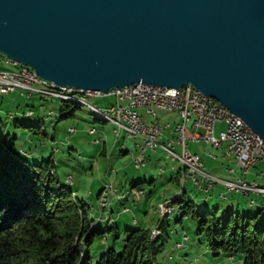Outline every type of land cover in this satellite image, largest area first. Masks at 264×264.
I'll return each mask as SVG.
<instances>
[{"label": "water", "instance_id": "1", "mask_svg": "<svg viewBox=\"0 0 264 264\" xmlns=\"http://www.w3.org/2000/svg\"><path fill=\"white\" fill-rule=\"evenodd\" d=\"M0 54L84 92L193 84L264 141V0H0Z\"/></svg>", "mask_w": 264, "mask_h": 264}, {"label": "rangeland", "instance_id": "2", "mask_svg": "<svg viewBox=\"0 0 264 264\" xmlns=\"http://www.w3.org/2000/svg\"><path fill=\"white\" fill-rule=\"evenodd\" d=\"M12 67L9 63H0V68L12 69ZM40 94L48 98L36 93L28 94V91L20 88L5 91L0 86V137L9 135L14 138L15 153L30 160L41 161L53 158L56 163L55 170L61 180L78 191V195L89 203L91 215L105 230L104 234L95 237L90 247L93 263L110 247H115L118 252L122 251L127 228L143 225L153 231V236L159 235L161 231L158 223L169 214V225L165 223L163 227V231L169 236H166L167 242L164 249L155 257L158 264H243V256L240 254L234 256L225 253L214 254L207 241L197 234V222L192 216L188 215L182 221H177V217H180L181 203H172V209L173 206L175 208L173 212H170L167 206L163 207L165 203L159 207L158 203L165 200L162 192L164 193L167 184L172 182L177 191L176 194L180 192L181 195L184 186L187 189L190 188L185 194H193L199 198L207 194V198L211 197L207 205L211 208L218 206L221 213L224 208L233 205L242 213L254 214L261 208L259 202L263 197L260 192V194L251 192L252 196L245 195L244 191L227 189L220 181H217L215 187H207V191H203L201 187L204 184H195L191 178L188 180L180 178L179 183L176 184L170 179L171 168L172 165L179 168L180 161L161 147L156 151L147 150L146 163L142 167H136L134 153H138L135 144L137 139L128 137L124 131L117 135L116 125L103 119L91 107L106 109L108 106L115 105L116 99L113 95H86L87 104L75 107L73 115L60 117L62 101L53 95ZM29 111L33 113L28 114ZM23 123L41 126L27 127L22 125ZM71 127L77 128V131L70 132ZM92 128L98 132L90 134L89 130ZM100 137L102 142L95 143L94 140ZM138 138L141 140L140 137ZM189 147L191 150L202 152L206 145L204 146L203 142H189ZM206 149L207 156L202 158L206 171L219 179H230L225 172L227 168L225 163L210 156L211 153H217L216 149L210 144H207ZM162 169H165L164 173ZM151 177L154 178L153 182ZM197 177L202 180L200 173ZM122 179L127 182L129 191L133 189L127 193L128 199L121 202L118 197L111 196L106 198L107 205L109 202L110 205L104 208L102 203L109 184L112 182L116 186ZM133 180L138 182L136 186H131ZM221 189L226 195L225 198L218 196ZM141 190L145 195L141 193L139 195ZM252 197L256 200L255 204L251 203ZM172 198L174 196L170 197L171 201ZM124 206L128 207L129 211H123ZM112 209L115 214H111ZM145 209L149 210L148 214ZM110 214L111 219L105 220L104 217ZM112 215H115V218L118 217L117 222L113 220ZM135 220L140 225H135ZM117 232L119 236L116 237ZM179 241L183 242L182 247L177 246Z\"/></svg>", "mask_w": 264, "mask_h": 264}, {"label": "trees", "instance_id": "3", "mask_svg": "<svg viewBox=\"0 0 264 264\" xmlns=\"http://www.w3.org/2000/svg\"><path fill=\"white\" fill-rule=\"evenodd\" d=\"M3 57L0 54V63L13 67L0 70L18 68ZM32 93L39 94H28ZM80 96L85 100V94L73 97ZM75 98H57L62 101L60 117L73 115L75 107L83 105ZM15 145L11 136L0 137V264H158L155 257L167 242L168 234L163 227L165 223L169 225V214L158 223L159 235L153 236L152 230L141 226L127 228L122 251L110 247L93 263L90 247L105 230L91 215L89 203L61 180L53 158L30 160L15 153ZM261 196V208L254 214L242 213L233 205L221 213L218 206L199 205L182 195L165 202L163 207L172 212V203H181L177 221L188 215L195 218L197 234L207 241L214 254H240L243 264H264V196ZM251 203L256 200L251 198ZM104 218L110 219L111 214ZM180 243L183 242L177 243L178 247Z\"/></svg>", "mask_w": 264, "mask_h": 264}, {"label": "built area", "instance_id": "4", "mask_svg": "<svg viewBox=\"0 0 264 264\" xmlns=\"http://www.w3.org/2000/svg\"><path fill=\"white\" fill-rule=\"evenodd\" d=\"M4 60L17 64L15 70H0V86L5 91H12L16 88L24 89L40 94L42 78L36 73H31V67L3 57ZM72 87L59 86L61 89ZM100 96L113 95L117 98V103L106 107V111H111L116 119L117 132L125 130L129 136L140 137L142 149L156 150L161 148H171L172 156H179L185 162V180L191 178L199 182L197 174L203 175L209 183V187H214L217 181H221L229 190H240L244 192L255 191L239 182L221 180L205 170L198 153L192 152L187 144L186 130L188 124L193 129L192 140L205 141L213 147H220L223 142H228V152L233 153L240 168L248 173L258 164L264 165V141L256 131L252 129L241 116L232 112L218 99L209 96L198 89L193 84H186L181 88L153 85L143 82L133 83L124 87H117L110 92L94 91ZM138 106L148 109L154 118H157L158 110L176 111L180 114V121L175 123L170 131L174 133V138L162 142V126L156 121L146 122L144 117L137 110ZM226 122V128L217 135L215 133L216 123ZM71 131L75 128L71 127ZM95 128L90 129V133H95ZM99 142V138L94 140ZM174 143L182 145L183 152L179 155L174 150ZM135 164L140 167L144 164V157L140 155L135 158ZM264 179V168L258 174ZM106 192L103 207H107L106 198L115 195ZM143 193V191H141ZM169 210V209H168ZM183 244V243H182ZM181 243L179 247L183 246Z\"/></svg>", "mask_w": 264, "mask_h": 264}, {"label": "crops", "instance_id": "5", "mask_svg": "<svg viewBox=\"0 0 264 264\" xmlns=\"http://www.w3.org/2000/svg\"><path fill=\"white\" fill-rule=\"evenodd\" d=\"M115 99H116V103H117L118 102L117 101V98L115 97ZM137 110L144 117V120L146 122L156 121L157 123H159L162 126V130H163L162 142H166L168 139L174 138V133L172 131H170V128L173 127L175 125V123H177L178 121H180V114L178 112H176V111L158 110L157 118H154L151 115V113L148 111V109L146 107H144V106H138L137 107ZM73 128H75V127H73ZM225 128H226V122L225 121H219V122L216 123L215 133L218 135L220 133V131L223 130V129H225ZM69 131L72 132V133H75L77 131V128H75V131H71V130H69ZM121 131H124L126 133V135H128L127 132L125 130H123V129L120 130L119 132H117V129L115 127V132H116L117 135H120ZM96 132H98V131H96ZM89 133H90V130H89ZM95 133H93V134H95ZM90 134H92V133H90ZM192 135H193V129L191 127V124H188L187 130H186V136L188 138V140H187L188 147H189V142H194V143H202L203 142L204 143V146L206 145V147H207V144L208 143H206L205 141H194V140H192L191 139L192 138ZM128 137H131V136L128 135ZM131 138H133V136ZM134 138L137 139L135 141V144H136V147L138 149V153H134V162H135V158L136 157H138L140 155H143V157H144V164H145L146 163V158H145L146 155H145V152L147 150H149V149L143 150L142 149V140H139L138 137H134ZM99 139H102V138L100 137ZM101 142L102 141L95 142V143L100 144ZM206 147H205V149L202 152H199L197 150H191L190 147H189V149L192 152L198 153L200 155L201 161H202V158L204 156H207V151H206L207 149H206ZM213 148L216 149L217 153H211L210 156L213 157V159L222 160L225 163L226 167H227V168H225V172L228 174V176L230 177V179H225V180L234 181V182H239L240 180H242V184L247 183V184H251L252 185L254 183H257L258 186H263L264 187V179L261 178L258 175L259 172L263 169V165L262 164H259V165L255 166V167H253L248 173H246L243 170L241 171V168H240V166H239V164L237 162V159L235 158V155L233 153H229L228 152V142L227 141L223 142V144L220 147H218V148L213 147ZM156 150H153V151H156ZM163 150L166 151V152H168L166 148H164ZM174 150L179 155H181L182 152H183V147H182V145H180L178 143H174ZM125 151L128 152L129 149H125ZM104 152H105V149L103 148V153ZM168 153L171 154L170 152H168ZM173 157H175L176 159H178L180 161V167L178 168L177 166L172 165V168H171L172 174H171L170 179H171V181L173 180V181H175L176 184H178L179 181H180V178H183L184 168H183V163H182L181 157H179V156H173ZM202 163H203V161H202ZM144 164L142 166H144ZM203 165H204V163H203ZM142 166H140V167H142ZM162 172L164 173L165 172V169H162ZM242 173H244V175H246V176L242 175ZM151 179H152L151 182H153L154 181V178L151 177ZM188 179H190V178H187L186 180H188ZM119 182H118V185H116V186H114V184L111 182L112 185H113V187H114V189L116 191H115V195H110V197L111 196H116V197H118V199L121 202H123L124 200L128 199V194L127 193L128 192H131L133 189H130V191L128 190V188H127V182L124 179H122ZM193 182L195 184H199V185H201V183H203L204 186H206V188H204V186L201 187V189L203 191H207V187H209V183L204 179L203 175H202V180L199 179V182L198 183L195 182V181H193ZM136 184H138V182L137 183H134V184L131 183V186H136ZM207 184H208V186H207ZM222 184L225 186V184L223 182H222ZM223 189H221L219 191V193H218V196L220 198H225V196H226L225 193H224V191H223ZM188 190H190V188L187 189L184 186V190H183L184 193H187ZM141 191H143V190H141ZM141 191H139V195H140ZM75 192L78 195V191H75ZM251 192H253V193H259V191H250V193ZM176 193H177V191H176L175 186L173 185V183L172 182L168 183L167 184L166 191L164 193L162 192V197H164L165 200L160 201L158 203V207L161 206L163 203H165L167 201H171L170 197L174 196V198H175V197H177V196L180 195V192H179V194H176ZM244 193H245V195H251L252 196V194H250V193L249 194L246 193V192H244ZM141 195H145L144 194V191H143V193H141ZM189 195H191V196L189 197ZM255 195H258V194H255ZM184 196L195 200V202L197 204H199V205H207V202L211 200V197L210 198H207V194H204L200 198L197 197V196H195V195H193V194H184ZM174 198H172V200ZM109 205H110V202H109L108 206ZM112 205H111V207H112ZM174 209L175 208L173 206L172 212L175 211ZM123 211H129V208L126 207V206H124L123 207ZM158 211H159V213H161L160 210H158ZM145 212H146V214H148L149 213V210L148 209H145ZM111 214H115L114 209L111 210ZM112 216H113V220L117 222L118 217L115 218V215H112ZM119 216L121 218V214H119ZM110 219L109 218L108 219L105 218V220H108V221ZM134 223H135V225L136 224H139L138 221H136V220L134 221ZM140 226L149 229V227H145L143 225H140Z\"/></svg>", "mask_w": 264, "mask_h": 264}, {"label": "bare ground", "instance_id": "6", "mask_svg": "<svg viewBox=\"0 0 264 264\" xmlns=\"http://www.w3.org/2000/svg\"><path fill=\"white\" fill-rule=\"evenodd\" d=\"M31 73H36L34 71L33 68H31ZM42 85L43 88L40 89V92L45 94V95H53L62 99H70V98H75L73 96L77 95V94H85V95H90V96H100L97 94H94V91H87L84 92L82 89H78V88H70V89H61V93L59 91V86H57L55 83L47 81V80H42ZM77 99L80 103L82 104H87L86 101L84 100L83 97H79V98H75ZM92 107V106H91ZM94 108V107H92ZM95 110H97L99 112V114L102 116L103 119L111 121L112 123H114L116 125V119L113 115V113L111 111H106V110H99L97 108H94ZM256 135H259L256 132ZM101 141V139H99V142ZM168 152H170L172 154V150L170 148H166ZM182 163H183V168H184V174H183V178H185V162L184 160L181 158ZM185 180V179H183ZM244 186H248L249 188H255V191H259L260 193H262L264 195V187L263 186H258L257 183L254 184H247L244 183ZM113 191V185L112 183L109 184L107 192H112ZM106 205H107V201H106Z\"/></svg>", "mask_w": 264, "mask_h": 264}]
</instances>
